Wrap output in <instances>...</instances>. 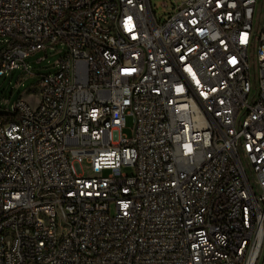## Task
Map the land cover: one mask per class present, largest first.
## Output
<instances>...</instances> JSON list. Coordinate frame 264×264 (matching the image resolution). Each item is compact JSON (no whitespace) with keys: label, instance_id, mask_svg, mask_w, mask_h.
I'll return each instance as SVG.
<instances>
[{"label":"built area","instance_id":"1","mask_svg":"<svg viewBox=\"0 0 264 264\" xmlns=\"http://www.w3.org/2000/svg\"><path fill=\"white\" fill-rule=\"evenodd\" d=\"M0 39V80L61 55L0 114V264H264V0H0Z\"/></svg>","mask_w":264,"mask_h":264},{"label":"rangeland","instance_id":"2","mask_svg":"<svg viewBox=\"0 0 264 264\" xmlns=\"http://www.w3.org/2000/svg\"><path fill=\"white\" fill-rule=\"evenodd\" d=\"M184 1L187 0H151L157 18L161 23L165 22L170 14L174 13V9ZM5 45V40L0 39V57ZM60 57L61 55H49L40 52L26 61L27 69L22 66L10 72L8 76L3 77L0 80V114H4L8 110L13 111L19 99H24L29 103L36 101L38 98V83L41 76L54 73L55 64ZM42 58L45 59L40 61ZM132 124L133 119L128 117L126 119V128L123 131L124 135L131 136ZM83 171L87 177L93 176L90 172L89 164H83ZM123 172L129 176L134 174L132 168H125ZM108 174L109 172H104L102 175L107 176Z\"/></svg>","mask_w":264,"mask_h":264}]
</instances>
